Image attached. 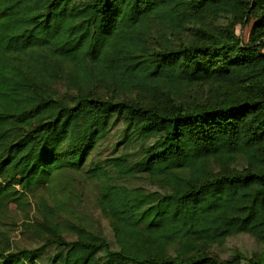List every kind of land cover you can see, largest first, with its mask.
Instances as JSON below:
<instances>
[{
    "label": "trees",
    "instance_id": "obj_1",
    "mask_svg": "<svg viewBox=\"0 0 264 264\" xmlns=\"http://www.w3.org/2000/svg\"><path fill=\"white\" fill-rule=\"evenodd\" d=\"M256 13L243 41L234 27ZM263 47L264 0H0V224L9 203L48 194L35 208L48 238L2 246L0 264H264L203 249L264 243ZM132 92L146 102L115 97ZM120 119V147L95 158Z\"/></svg>",
    "mask_w": 264,
    "mask_h": 264
},
{
    "label": "rangeland",
    "instance_id": "obj_2",
    "mask_svg": "<svg viewBox=\"0 0 264 264\" xmlns=\"http://www.w3.org/2000/svg\"><path fill=\"white\" fill-rule=\"evenodd\" d=\"M259 14H253L247 16L243 19L241 23L235 25V32L245 41L248 37V33L254 21L258 19ZM187 34V31L184 32ZM264 52V47L262 49ZM57 94L62 97L69 96L70 93L75 91L71 89L69 85L65 82L60 81L55 85ZM210 91V86L208 84H202L197 90V95L195 96H204L207 95ZM97 93L102 98H110L112 93L104 86L101 85L97 88ZM116 99H125V100H134V101H143L146 102V97L140 94L139 92L132 93H121L115 95ZM124 128V121L120 119L116 125L112 128L107 139L103 141L96 149L94 157L97 159H102L106 156L111 155L114 152L113 148L120 146H115L114 142L117 140L119 133ZM78 178H82V174H74ZM66 178H70V175H66ZM76 183V180H74ZM138 184H142L148 188H155L156 186L152 180L148 178H138L136 181ZM77 185V184H76ZM81 188L84 193H86L85 200L87 204L85 206L90 210V214L94 217L96 224L101 228L106 237L113 241V233L110 224V220L103 216L97 208L92 204L91 195L93 192V186L88 185V183L81 182ZM47 191L45 188H38L34 191L33 195L28 196L29 204L21 209L16 206V203L11 202L8 205V211L6 212L3 222L0 224V248L2 246H11V247H36L44 242L48 237L45 232L37 230L35 225L39 220L37 219V214L35 211L36 204L39 197L47 196ZM29 221V223H26ZM63 237L66 239H73L74 235L70 232H63ZM203 249L209 254L216 257L219 260H235L241 261L253 255H260L264 252V243L258 241L255 237L246 234L239 233L227 237L223 242H209L203 246ZM45 253L48 257L53 254L55 248L50 247ZM46 260V259H44ZM44 262V261H43Z\"/></svg>",
    "mask_w": 264,
    "mask_h": 264
}]
</instances>
